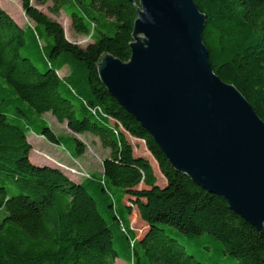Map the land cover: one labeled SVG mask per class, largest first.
<instances>
[{
    "label": "trees",
    "instance_id": "obj_1",
    "mask_svg": "<svg viewBox=\"0 0 264 264\" xmlns=\"http://www.w3.org/2000/svg\"><path fill=\"white\" fill-rule=\"evenodd\" d=\"M20 1L32 24L0 5V264H264V228L174 170L99 79L104 54L129 60L137 2L36 0L51 2L54 15L63 10L89 37L83 47L31 0ZM194 2L206 16L202 40L214 73L264 121V0ZM45 113L70 133L54 131ZM31 132L73 157L86 149L77 134L96 136L109 150L101 173L74 178L36 163ZM131 139L144 142L165 184Z\"/></svg>",
    "mask_w": 264,
    "mask_h": 264
},
{
    "label": "water",
    "instance_id": "obj_2",
    "mask_svg": "<svg viewBox=\"0 0 264 264\" xmlns=\"http://www.w3.org/2000/svg\"><path fill=\"white\" fill-rule=\"evenodd\" d=\"M137 2L130 57L104 54L102 85L153 138L177 172L264 228V121L221 80L194 0Z\"/></svg>",
    "mask_w": 264,
    "mask_h": 264
},
{
    "label": "rangeland",
    "instance_id": "obj_3",
    "mask_svg": "<svg viewBox=\"0 0 264 264\" xmlns=\"http://www.w3.org/2000/svg\"><path fill=\"white\" fill-rule=\"evenodd\" d=\"M34 5H36L40 10L44 11L46 14H48L52 19H55L58 21L64 29L65 36L68 40L80 45V46H86L90 39L88 36L77 34L72 26L69 17L66 15V13L61 10L58 15H54L51 13L47 6L51 4V2H48L47 4H37L36 0H31ZM0 5L2 8H4L19 24L26 25L27 23L32 22L25 16L21 1L20 0H0ZM67 68L65 67L64 70L60 72L61 75H63L66 72ZM43 118L47 121V123L52 127L54 131H56L58 134H67L70 133V131L66 128L65 123H59L54 116L51 115V113H45L43 114ZM92 134L85 133V135H82V142L85 144L86 149L84 151V156L79 160L70 159L68 154L65 150L62 149V147L54 145L53 143H50L45 138L38 136L34 133L28 134V141L32 145V151H31V157L34 158L35 149L40 150L42 152H45L48 155L54 156L55 158H52L46 154H42V157L53 164V161H56L61 164L66 165H73L75 167L79 166L80 170L87 172L89 174H99L102 171V158L105 155L104 147L101 145L98 141H93L92 136H89ZM94 136V135H93ZM96 137V136H95ZM134 145V152L138 154H143L145 156L149 157V160L151 161V165L153 166V170L157 176L158 184L162 186L165 184V178L160 173L157 163L152 158L151 154L147 150L144 142L139 139H131ZM59 151H55V150ZM53 160V161H52ZM138 189L144 188L142 184L137 186ZM135 207V206H134ZM136 210V207L134 208ZM134 213V214H133ZM1 215V214H0ZM130 221L132 224V227L136 231V233L139 235L143 230V223L140 220L138 212H132L130 216ZM114 264H127L121 259H116Z\"/></svg>",
    "mask_w": 264,
    "mask_h": 264
},
{
    "label": "crops",
    "instance_id": "obj_4",
    "mask_svg": "<svg viewBox=\"0 0 264 264\" xmlns=\"http://www.w3.org/2000/svg\"><path fill=\"white\" fill-rule=\"evenodd\" d=\"M82 135L83 134H77V138H79L81 141H82ZM84 135H85V133H84ZM89 136H92V138H93V141H98V142H100L99 141V139L97 138V137H95V136H93V135H89ZM63 149V148H62ZM53 150H55V149H53ZM64 150V149H63ZM104 150H105V155L103 156V158L106 156V155H108V153H109V150L107 149V148H104ZM56 152L57 151H59L58 149L57 150H55ZM66 151V150H65ZM41 153L42 154H46L45 152H42V151H40V150H36L35 149V155H34V158H33V160L36 162V163H39V164H49L50 165V162L49 161H47L46 159H44L43 157H42V155H41ZM66 153L68 154V156L70 157V159H74V160H79V159H81L83 156H84V153L83 154H81L80 156H78V157H73V156H71L67 151H66ZM46 155H48V154H46ZM48 156H50V157H52V158H55L54 156H51V155H48ZM102 158V159H103Z\"/></svg>",
    "mask_w": 264,
    "mask_h": 264
},
{
    "label": "built area",
    "instance_id": "obj_5",
    "mask_svg": "<svg viewBox=\"0 0 264 264\" xmlns=\"http://www.w3.org/2000/svg\"><path fill=\"white\" fill-rule=\"evenodd\" d=\"M53 161V160H52ZM54 164L65 170L70 176L74 178H86L89 177V173L84 172L80 170V167L73 166V165H66V164H61L56 161H53Z\"/></svg>",
    "mask_w": 264,
    "mask_h": 264
}]
</instances>
